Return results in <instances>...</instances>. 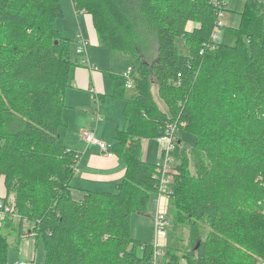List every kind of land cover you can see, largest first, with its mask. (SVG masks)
<instances>
[{
    "label": "trees",
    "instance_id": "16d2710c",
    "mask_svg": "<svg viewBox=\"0 0 264 264\" xmlns=\"http://www.w3.org/2000/svg\"><path fill=\"white\" fill-rule=\"evenodd\" d=\"M72 2L91 17L103 48L138 55L130 97L123 74L114 78L126 122L109 150L126 163L125 178L115 191L73 198L78 154L59 138L78 63L74 41L57 27L61 0H0V183L6 190L0 201L12 202L19 216L0 228V264H8L9 237L20 240L25 224L43 240L44 264H149L152 245L134 239L131 218L153 210L160 182L158 164L143 158L142 140H157L168 125L194 134L196 142L180 155L169 209L173 220L189 226L190 250L167 249V264H264L260 2L247 0L239 27L231 29L234 46L211 42L225 0Z\"/></svg>",
    "mask_w": 264,
    "mask_h": 264
},
{
    "label": "crops",
    "instance_id": "0c3cea01",
    "mask_svg": "<svg viewBox=\"0 0 264 264\" xmlns=\"http://www.w3.org/2000/svg\"><path fill=\"white\" fill-rule=\"evenodd\" d=\"M74 12L79 25L78 31L74 32L73 23L71 30L66 20H63V25L58 27L62 37L73 39L75 46L73 49L72 45V53L75 52L73 58L78 63L72 67L70 72V87L65 98L67 108L63 114L66 126L60 130L59 141L78 154L75 174L72 178V196L80 200L88 191L112 192V189L115 187L116 190L117 184L125 178L126 163L116 154L111 153L110 156V150L104 151L99 146L85 141L82 133L91 131L96 138L109 146L113 143L115 134L121 129L123 119H125L126 105L125 100L115 97L114 78L122 75L129 65L125 64L122 57L111 51L109 53L101 47L90 16L76 9ZM189 26L197 27L193 23ZM81 39L86 42L87 46L86 51L79 54L78 47ZM116 62L120 65L115 66ZM154 94L162 110L166 111V106L158 97L157 91H154ZM131 95L127 92L128 97ZM156 142L157 140H142L143 158L144 156L150 157L151 154L158 157L157 161L152 163H158L163 150V145L157 142L160 145L159 152H157L156 145L152 146V143L156 144ZM5 196L6 190L2 182L0 183V197Z\"/></svg>",
    "mask_w": 264,
    "mask_h": 264
},
{
    "label": "rangeland",
    "instance_id": "374dc122",
    "mask_svg": "<svg viewBox=\"0 0 264 264\" xmlns=\"http://www.w3.org/2000/svg\"><path fill=\"white\" fill-rule=\"evenodd\" d=\"M257 1L260 2V11L264 13V0H257ZM246 2L247 0H225L227 11H225L221 17V21L223 22V27L219 28L217 31L218 36L220 37L219 39L220 44L231 45V46H234L236 44L237 37L233 34L231 29L234 26L235 27L239 26L240 20H241L240 13L244 11ZM61 4H62L64 16L61 20L57 22V27H61L64 22L63 20H66V23L71 30H72L71 25L73 23V25L75 26L74 32L78 31L79 25L75 17L74 3L72 2V0H61ZM70 18H72V20H70ZM232 24H235V25H232ZM72 37L74 38V36ZM177 45L183 53H187L189 51L188 46L185 44L183 40L181 39L178 40ZM74 47L75 46L73 45V49ZM106 50H108L109 53L111 51L109 49H106ZM111 53H114L115 55L122 57V59H124L125 64L127 66L129 65V67L125 70V72H123V74L126 73L129 68L133 67L138 57L137 54L124 55L123 53L119 51H114V52L111 51ZM74 56H75V52L73 54V57ZM118 65L120 64L116 62L115 66H118ZM154 91L156 92V89H154ZM128 92L131 95L133 93V90H128ZM157 102H158V99H157ZM125 122H126L125 119H123V124L121 125V129H123V127L125 126ZM195 142H196V137L194 134L184 130L183 128L177 129L176 146H175L174 151L171 153V158H172L171 166L173 167L171 180L173 183H174L175 177L177 176V173H179L176 166L180 164L181 153L182 152L189 153L193 149ZM155 145L157 148V152H159L160 145L157 142L156 144L152 143V146H155ZM144 158L145 160H148L149 162H156L158 157H156L154 154H151L150 157L144 156ZM160 162L161 160L158 161V163ZM190 169L192 172H194V169L192 166L190 167ZM173 183L169 182L164 187L167 192L174 190ZM112 190L115 191V187ZM159 198H160L159 194L156 193L154 197L155 199L154 207L152 206L153 210L151 208L150 213L148 215L134 214L131 218L132 235L135 240L143 244L154 245L156 242V238L163 235L159 229L163 227L157 228L158 221L155 218L156 213L154 212L157 207L156 201H158ZM10 201H13V200L11 199ZM166 203H167L166 211L163 213L167 214V217L170 221V226H168L165 230H163V233L165 231V235H163V239L166 240L167 242V243L165 242L167 245V249L185 250L186 247L189 246V242H190L189 226L183 225L173 220V218L169 216V209L171 207V202L169 198L166 199ZM29 228L30 227L28 226V224H25L24 233H22L20 240L17 238L16 235H11L9 237L10 250H9L8 264H18L21 261L27 262L28 264H44L45 263L46 250H45L43 240L41 238L38 239L36 233L29 232ZM207 231L208 230L203 229L202 235L205 236L207 234ZM189 248L190 247H188L186 251L190 250ZM168 261L169 259L167 258V255L165 254L159 257L157 264H167ZM185 263L186 261L184 259L180 261V264H185Z\"/></svg>",
    "mask_w": 264,
    "mask_h": 264
},
{
    "label": "built area",
    "instance_id": "2783aa9c",
    "mask_svg": "<svg viewBox=\"0 0 264 264\" xmlns=\"http://www.w3.org/2000/svg\"><path fill=\"white\" fill-rule=\"evenodd\" d=\"M223 13H220L219 19L216 22V26L213 30L212 36H211V42L215 43L218 41L219 36H218V29L223 27V22L221 21ZM86 42L81 39L79 42V47H78V53L82 54L86 51ZM123 77L126 79V87L128 89H132L134 86V75H133V68H129L126 73L123 74ZM177 127L175 125H168L165 133L157 138V142L163 145V156L161 159V162L158 163V173H159V189H158V194H159V200L156 202L157 207L155 209L156 213V220L158 221V227H163L159 228L160 232H162L163 235H165V231L163 233V230H165L168 226H170V221L167 217V214L163 213L166 211V199L171 198V194H173V191L167 192L165 190V186L171 182L172 178V172H173V167L171 166L172 158H171V153L174 151L175 146H176V131ZM82 136L85 141H87L90 144H94L99 146L102 150L107 151L109 150V145L105 142L100 141L98 138H96L91 131H84L82 133ZM109 155L111 156V152H109ZM167 192V193H166ZM158 209V210H157ZM157 211V212H156ZM8 217H11L12 219L18 218V214L15 212V208L12 202H4L0 201V228L3 227V224L5 223L6 219ZM163 235L160 237L156 238V242L154 245H152V259L149 264H157V261L159 257L162 255L166 254L167 250V245H166V240L163 239ZM166 242V243H165ZM18 264H28L27 262L21 261Z\"/></svg>",
    "mask_w": 264,
    "mask_h": 264
}]
</instances>
